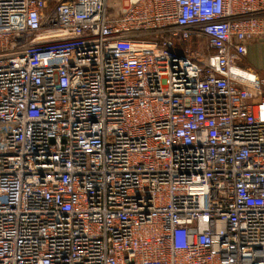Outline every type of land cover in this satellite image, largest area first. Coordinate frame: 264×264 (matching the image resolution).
<instances>
[{
    "label": "built area",
    "instance_id": "obj_1",
    "mask_svg": "<svg viewBox=\"0 0 264 264\" xmlns=\"http://www.w3.org/2000/svg\"><path fill=\"white\" fill-rule=\"evenodd\" d=\"M264 0H0V264H264Z\"/></svg>",
    "mask_w": 264,
    "mask_h": 264
},
{
    "label": "crops",
    "instance_id": "obj_2",
    "mask_svg": "<svg viewBox=\"0 0 264 264\" xmlns=\"http://www.w3.org/2000/svg\"><path fill=\"white\" fill-rule=\"evenodd\" d=\"M242 66L257 71L264 78V41L248 44Z\"/></svg>",
    "mask_w": 264,
    "mask_h": 264
}]
</instances>
